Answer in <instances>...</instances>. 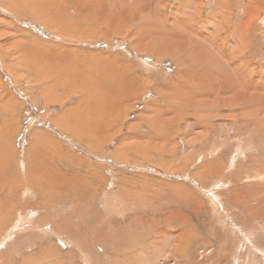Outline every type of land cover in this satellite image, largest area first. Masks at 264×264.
Instances as JSON below:
<instances>
[{"label":"rangeland","instance_id":"1","mask_svg":"<svg viewBox=\"0 0 264 264\" xmlns=\"http://www.w3.org/2000/svg\"><path fill=\"white\" fill-rule=\"evenodd\" d=\"M0 108V264H264V0H0Z\"/></svg>","mask_w":264,"mask_h":264},{"label":"bare ground","instance_id":"2","mask_svg":"<svg viewBox=\"0 0 264 264\" xmlns=\"http://www.w3.org/2000/svg\"><path fill=\"white\" fill-rule=\"evenodd\" d=\"M258 2V1H257ZM17 3V2H16ZM140 4V3H139ZM253 2H248V4H247V6H248V9H250V7H252L253 6ZM256 4V3H255ZM13 6V5H12ZM255 7V6H254ZM259 8H260V6H258ZM263 7V6H262ZM159 8V7H158ZM233 8V7H232ZM255 10V9H254ZM244 12H246V14H245V17L247 18V20L246 21H249V19H251V16H250V11L249 10H244ZM257 12H258V10H257ZM58 13V12H57ZM214 13V12H213ZM256 14V13H255ZM258 14V13H257ZM256 14V15H257ZM258 16H255V18H257ZM182 19V18H181ZM254 19V18H253ZM194 20V19H193ZM252 21V20H251ZM250 21V22H251ZM180 24V23H179ZM197 24V23H196ZM250 24V23H249ZM258 24V23H257ZM183 25V24H182ZM204 25V24H203ZM242 26V25H241ZM114 28V27H113ZM131 28V27H130ZM142 29V28H141ZM145 29V28H144ZM51 30V29H50ZM53 30H55V29H53ZM160 30V29H159ZM176 30V29H175ZM191 31V30H190ZM198 31V30H197ZM143 32V31H142ZM199 34H202V33H199ZM138 35H140L139 33H138ZM212 35L213 34H210L209 36L208 35H201V38H199V39H201V40H198L197 39V41H198V43L196 44L197 45V47L198 48H195V49H198L197 51H200L199 49H203V47L204 46H206L207 45V47H209V45H208V43L209 44H211V48H213L214 49V51H212L214 54H215V51L216 50H224V49H226L225 47H224V45L223 46H221L220 44L221 43H218V41H221L222 43H225L224 41L225 40H227V35H224L223 37H220L219 38V40H216V36H214V40H212L211 38H212ZM55 36V35H54ZM175 36V35H174ZM180 36V35H179ZM211 36V38L209 39V37ZM156 37V36H155ZM165 37V36H164ZM194 37V36H193ZM200 37V36H199ZM196 38H198V37H196ZM175 39V38H174ZM184 39V38H183ZM189 39H190V37H189ZM191 39H192V37H191ZM224 39V40H223ZM194 40V39H193ZM159 41V40H158ZM172 41V40H171ZM175 42V41H174ZM176 42H178V41H176ZM200 42V43H199ZM135 43V42H134ZM187 44V43H186ZM194 44H195V42H194ZM206 44V45H205ZM228 44V43H227ZM172 45V44H171ZM191 45V44H190ZM190 45H188V46H190ZM179 46V45H178ZM181 46V45H180ZM187 46V47H188ZM194 46V45H193ZM146 47V46H145ZM170 47V46H169ZM175 47L176 46H174V49H175ZM196 47V46H195ZM21 48H22V46H21ZM20 48V49H21ZM24 48V47H23ZM173 48V47H172ZM177 48V47H176ZM242 48V47H241ZM166 49H167V47H166ZM183 49H184V46H183ZM169 50V49H168ZM56 51V50H55ZM191 51V50H190ZM161 52V51H160ZM202 52V51H201ZM201 52H199L200 54H201ZM220 53V52H219ZM160 55H162V54H160ZM171 55V54H170ZM216 55H218V54H216ZM220 55V54H219ZM164 56V55H163ZM34 57V56H33ZM6 58H7V56H6ZM229 58H236V59H238V61H236L235 63H238V65H240L241 63H242V61H240L239 60V58H237V55L234 53V54H230V56H229ZM21 59V58H20ZM209 59V58H208ZM9 61V60H8ZM71 61V60H70ZM142 61V60H141ZM226 61V64H227V60H225ZM32 62V61H31ZM147 62V61H146ZM232 63V62H231ZM235 63H232V66L233 67H236L237 65L235 64ZM230 65V64H229ZM100 66V65H99ZM223 67V66H222ZM39 68V67H38ZM227 68V67H226ZM12 69V68H11ZM32 69H33V67H32ZM89 70V69H88ZM222 70H223V68H222ZM229 70V69H228ZM225 71V70H224ZM218 72V71H217ZM117 74V73H116ZM216 74V73H215ZM228 74H230L231 75V71L230 72H228ZM114 75H115V73H114ZM143 75V74H142ZM222 75V74H221ZM126 76V75H125ZM229 76V75H228ZM17 78V77H16ZM114 78V77H113ZM56 79V78H55ZM222 79V78H221ZM227 79V78H226ZM225 79V80H226ZM229 79V78H228ZM204 80V79H203ZM220 80V79H219ZM197 81V80H196ZM234 81V80H233ZM26 82H28V81H26ZM208 82V81H207ZM223 82V81H222ZM231 82V81H230ZM205 83V82H204ZM217 83H219V82H217ZM187 84V83H186ZM189 84H191V83H189ZM209 84V83H208ZM207 84V85H208ZM223 85V84H222ZM234 85V84H233ZM192 86V85H191ZM197 86V85H196ZM199 86V85H198ZM227 86V85H226ZM226 86H224V88L226 87ZM221 87V86H220ZM190 88V87H189ZM192 89V88H191ZM199 89V88H198ZM215 89V88H214ZM218 89V88H217ZM216 89V90H217ZM222 89V88H221ZM81 90V89H80ZM211 90V89H210ZM199 91V90H198ZM208 91V90H207ZM231 91H232V89H231ZM235 91V90H234ZM233 91V92H234ZM204 92V91H203ZM232 92V93H233ZM197 93V92H196ZM195 93V94H196ZM207 93V92H206ZM209 94V93H208ZM235 94V93H234ZM192 95V94H191ZM82 96V95H81ZM3 97H4V95H3ZM125 99V98H124ZM143 99V98H142ZM242 100V99H241ZM243 100H244V98H243ZM246 100V99H245ZM61 102V101H60ZM17 104V103H16ZM246 104V103H245ZM62 105H65V104H62ZM82 106V105H81ZM252 107V106H251ZM67 108V107H66ZM241 108H243V107H241ZM255 108V107H254ZM1 109V108H0ZM70 109V108H69ZM76 109V108H75ZM73 110V109H72ZM71 110V111H72ZM1 112V111H0ZM62 112V111H61ZM75 113H76V111H75ZM75 113H73V114H75ZM79 113V112H78ZM82 113V112H81ZM62 114V113H61ZM86 114V113H85ZM76 115V114H75ZM59 116V115H58ZM95 116V115H94ZM136 116V115H135ZM159 117V116H158ZM92 118V117H91ZM90 118V119H91ZM93 119V118H92ZM101 119H103L102 117H101ZM115 119V118H114ZM69 120V119H68ZM123 120V119H122ZM121 120V121H122ZM55 121L57 122V124L58 125H61L62 127L61 128H65V127H69L70 125L68 124L69 122H67V117L65 118V117H62V118H60V120H59V118H56L55 119ZM93 121V120H92ZM127 122V121H126ZM95 123H96V121H95ZM137 123V122H136ZM93 124V123H92ZM261 127V126H260ZM95 128H96V126H95ZM170 128V127H169ZM66 129V128H65ZM116 130V129H115ZM168 131V130H167ZM82 133V132H81ZM98 133V132H97ZM262 133V132H261ZM75 134V133H74ZM94 134V133H93ZM93 134L91 135V136H93ZM95 134H96V132H95ZM115 134V133H114ZM263 134V133H262ZM83 135V134H82ZM86 135V134H85ZM87 135H88V133H87ZM219 135H221V134H219ZM224 135V134H223ZM95 136V135H94ZM93 136V137H94ZM97 136H98V134H97ZM157 136V135H156ZM82 137V136H81ZM225 137V136H224ZM223 137V138H224ZM227 137H229V136H227ZM84 138H86V137H84ZM233 138V137H232ZM90 139H92V138H90ZM97 139V138H96ZM101 139V138H100ZM163 139V138H162ZM85 140H87V139H85ZM94 140V139H93ZM91 141V140H90ZM100 141V140H99ZM239 141H241V140H239ZM227 142V141H226ZM245 142V141H244ZM251 142V141H250ZM95 143H96V140H95ZM92 144H94V143H92ZM99 143L97 142V145H98ZM220 144H224V141H221V143ZM238 145H239V143H237ZM236 144V146H235V148H236V151H234L233 153V160L234 161H236L237 160V158H240L241 157V155H243V151L240 149V146H238ZM95 145V144H94ZM171 146V145H170ZM238 146V147H237ZM123 148V147H122ZM246 149V148H245ZM168 150H170V149H168ZM246 150H248V149H246ZM251 150V149H250ZM118 153H120V152H118ZM125 153V152H124ZM4 155V154H3ZM145 155V154H144ZM204 155V154H203ZM196 156H198V155H196ZM212 156V155H211ZM201 157V156H200ZM215 157V156H214ZM250 157V156H249ZM176 159V158H175ZM140 160V159H139ZM186 160V159H185ZM220 160H223V159H220ZM226 161V160H225ZM232 161V160H231ZM233 162V161H232ZM234 163V162H233ZM240 163V162H239ZM157 164V163H156ZM180 165V164H179ZM257 165V164H256ZM23 167V166H22ZM182 167V166H181ZM238 167V166H237ZM256 169V168H255ZM96 170V169H95ZM6 171V170H5ZM11 171V170H10ZM9 171V172H10ZM225 171V170H224ZM198 172V171H197ZM232 173V172H231ZM250 176V175H249ZM27 177V176H26ZM22 178H24V177H22ZM254 178V177H253ZM10 179V178H9ZM8 179V180H9ZM244 179V178H243ZM3 183V182H2ZM119 183V182H118ZM139 184V183H138ZM171 184V183H170ZM235 184V183H234ZM29 185H31V184H29ZM39 186V185H38ZM178 186V185H177ZM4 187V186H3ZM5 188V187H4ZM34 188V187H33ZM129 188V187H128ZM241 188V187H240ZM169 189V188H168ZM176 189V188H175ZM11 190V189H10ZM174 190V189H173ZM8 192H9V190H8ZM76 192V191H75ZM70 194V193H69ZM153 194V193H152ZM154 195V194H153ZM228 195V194H227ZM6 197V196H5ZM191 197V196H190ZM74 198V197H73ZM164 198V197H163ZM228 198V197H227ZM245 198V197H244ZM176 200V199H175ZM232 200V199H231ZM167 201V200H166ZM251 202V201H250ZM145 203V202H144ZM147 203V202H146ZM116 205V204H115ZM110 206V205H109ZM91 207V206H90ZM107 207V206H106ZM112 207V206H111ZM115 207V206H114ZM103 208V207H102ZM157 208V207H156ZM114 209V208H113ZM7 210V209H6ZM7 214H8V212H6ZM94 213V212H93ZM102 213V212H101ZM77 214V213H76ZM5 215V214H4ZM8 215H10V214H8ZM114 216V215H113ZM87 217V216H86ZM18 219L17 220H15L16 222V224H14V229H18V228H22L21 226L25 223H27V224H29V221H30V219H31V215H28V214H20L19 213V215H18V217H17ZM3 219H4V217H3ZM13 219V218H12ZM11 219V220H12ZM5 220V219H4ZM7 220V219H6ZM8 221H10V220H7V222ZM253 221V220H252ZM3 222H5V221H3ZM2 222V223H3ZM44 222V221H43ZM42 223V222H41ZM255 223V222H254ZM31 224V223H30ZM46 224V223H45ZM259 225V224H258ZM4 226V225H3ZM12 227V226H11ZM35 227H37V225H35ZM43 227V226H42ZM124 228V227H123ZM0 229H1V227H0ZM2 230V229H1ZM12 231H13V228H12ZM131 232V231H130ZM164 232V231H163ZM9 233V232H8ZM12 233V232H11ZM113 233V232H112ZM115 233V232H114ZM242 233V232H241ZM133 236H134V234H132ZM109 236V235H108ZM247 236V235H246ZM7 237V236H6ZM5 237V238H6ZM168 237V236H167ZM184 237V236H183ZM241 237V236H240ZM58 238V237H57ZM103 238V237H102ZM185 238L186 239H188L187 238V236L185 235ZM60 239V238H59ZM145 239V238H144ZM186 239H184L183 238V240H186ZM123 240V239H122ZM102 241V240H101ZM117 242V241H116ZM157 242V241H156ZM182 243H183V241H181ZM251 242H253V239H252V241ZM251 242H250V244H251ZM192 244V243H191ZM197 245V244H196ZM253 245V247H256L254 244H252ZM155 246H157V245H155ZM179 246V245H178ZM181 246H182V244H181ZM230 246V245H229ZM247 246H249V245H247ZM152 247V246H151ZM188 247V246H187ZM235 247V246H234ZM259 247V246H258ZM177 248V247H176ZM179 248H180V246H179ZM186 248V247H185ZM252 248V247H251ZM261 249V248H260ZM115 250V249H114ZM134 250V249H133ZM185 250V249H184ZM186 250H188V249H186ZM179 251V250H178ZM197 251V250H196ZM107 252V251H106ZM139 252V251H138ZM181 252H182V249H181ZM263 252V251H262ZM178 252L176 251V254H177ZM68 254V253H67ZM193 254V253H192ZM41 255V254H40ZM122 255V254H121ZM31 256V255H30ZM39 256V255H38ZM51 256V255H50ZM176 256V255H175ZM180 257H182V256H180ZM68 258V257H67ZM43 259V258H42ZM57 259V258H56ZM189 259V258H188ZM33 261H35V260H33ZM32 260H31V262H33ZM39 261H41L42 262V260L40 259ZM264 261V260H263ZM165 262V261H164ZM25 263V262H24ZM23 263V264H24ZM36 264H37V262H35ZM43 263V262H42ZM42 263H38V264H42ZM55 263V261H53L52 262V264H54ZM71 263V262H70ZM19 264V263H18ZM27 264V263H26ZM33 264V263H32ZM43 264H45V263H43Z\"/></svg>","mask_w":264,"mask_h":264}]
</instances>
